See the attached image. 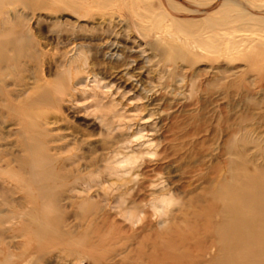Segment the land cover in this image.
<instances>
[{
	"label": "rangeland",
	"instance_id": "rangeland-1",
	"mask_svg": "<svg viewBox=\"0 0 264 264\" xmlns=\"http://www.w3.org/2000/svg\"><path fill=\"white\" fill-rule=\"evenodd\" d=\"M224 2L234 10L222 12ZM4 26L0 240L14 254L23 248L15 217L31 215L27 197L39 188L58 196L63 230L92 235L93 221L119 234L112 244L155 228L154 205L184 217L222 175L238 129L264 145V0H0ZM33 155L49 159L41 184L26 183L20 166ZM80 254L76 264H93ZM43 257L24 264H70Z\"/></svg>",
	"mask_w": 264,
	"mask_h": 264
},
{
	"label": "bare ground",
	"instance_id": "bare-ground-1",
	"mask_svg": "<svg viewBox=\"0 0 264 264\" xmlns=\"http://www.w3.org/2000/svg\"><path fill=\"white\" fill-rule=\"evenodd\" d=\"M232 10H234V5L231 2H224L221 6V11L224 13ZM173 26L180 32H190L197 28V26L185 22H176ZM5 27H0V39L12 37V27ZM3 45L5 43L0 40V47ZM25 46L27 45L25 44ZM3 73H6L5 69ZM11 78L12 76L9 79ZM1 88L3 89V87ZM10 92L8 96L12 97ZM6 97H4L5 99L0 97V105L8 99ZM46 102L48 101L46 100ZM6 109H8L7 106ZM12 109L14 108L12 107ZM20 109H18L19 114L22 113V109ZM0 114H2L1 111ZM27 117L29 116L27 115ZM242 130L244 131L242 137L239 140L233 139V143L231 141L226 146L228 158L222 175L215 180L213 186L202 192V197H196L188 204L184 217H161L163 216L162 209L154 205L153 211L158 213L159 217L157 218L160 219L156 224L157 228H153L150 223H147L146 232L140 238L120 237L119 240L110 244L113 237L119 234L115 233L111 236L108 232H100L101 230L96 228L93 221L86 225L87 229L92 228V230L90 229L92 235L88 230L80 235L76 233L77 236L70 230H63V218L58 217V208L55 207L58 203V196L50 194L42 187L38 189L37 196L34 198L27 197L33 206L30 211L31 215L15 217L16 220L18 218L21 221L18 223L20 224V234L13 238L21 239L22 250L18 254H14L10 252L8 243L0 240V264H24L31 255L38 254L40 256L42 254L46 261L55 255L56 259L76 264L80 260L78 256L80 253L86 254L92 259L93 264H112L116 258L119 262L113 264H264V145L258 144L259 139L252 136L251 128L238 129L235 133L238 134ZM39 138L37 139L38 143L40 142ZM262 142L264 143V141ZM46 145H49V141ZM47 161H49L48 158L43 159V157L33 155L27 164L22 162L21 168L27 169L28 182H25L34 185L45 181L49 176V170L46 169V166L49 165ZM53 163L56 164V161ZM50 174L52 176V173ZM26 194L28 195V193ZM159 195H164L163 190L159 192ZM48 201L53 206L49 207ZM163 201L165 200H161V202ZM52 213L57 216L47 217ZM35 214L39 217H36ZM12 218L14 217H6L8 220L6 221L11 225L5 229L7 233L11 234L16 228L13 227L15 225L12 226ZM164 218L171 221L166 227H164ZM126 219L136 223L134 217H126ZM135 219L138 220L139 217H135ZM104 223H107L106 220Z\"/></svg>",
	"mask_w": 264,
	"mask_h": 264
}]
</instances>
